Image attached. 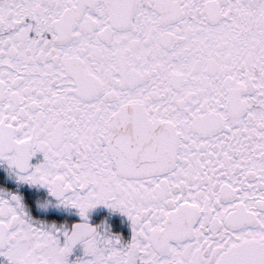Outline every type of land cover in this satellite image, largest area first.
I'll return each instance as SVG.
<instances>
[{
    "label": "snow or ice",
    "instance_id": "6c2138e0",
    "mask_svg": "<svg viewBox=\"0 0 264 264\" xmlns=\"http://www.w3.org/2000/svg\"><path fill=\"white\" fill-rule=\"evenodd\" d=\"M0 165L78 217L0 188V264H264V0H0Z\"/></svg>",
    "mask_w": 264,
    "mask_h": 264
},
{
    "label": "flooded vegetation",
    "instance_id": "af4514ba",
    "mask_svg": "<svg viewBox=\"0 0 264 264\" xmlns=\"http://www.w3.org/2000/svg\"><path fill=\"white\" fill-rule=\"evenodd\" d=\"M0 188H7L14 191H19L26 198V203L30 206L32 214L41 219H47L49 221H56L57 223L72 221L78 219L75 215H69L68 213L57 212L55 209L41 210L37 206V200H41L42 203L48 198L47 192L44 189L37 190L36 188L28 185H17L16 181L8 176L5 171V167L0 165ZM107 218L108 223L111 225L113 232L122 234L125 238H128L131 234L130 222L125 216L120 213H110L109 210L103 207L97 209L92 216L93 223H100Z\"/></svg>",
    "mask_w": 264,
    "mask_h": 264
}]
</instances>
